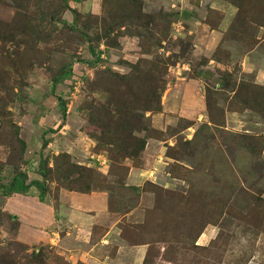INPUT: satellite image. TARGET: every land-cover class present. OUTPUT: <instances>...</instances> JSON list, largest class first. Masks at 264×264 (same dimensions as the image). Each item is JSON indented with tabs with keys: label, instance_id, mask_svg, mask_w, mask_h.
<instances>
[{
	"label": "rangeland",
	"instance_id": "1",
	"mask_svg": "<svg viewBox=\"0 0 264 264\" xmlns=\"http://www.w3.org/2000/svg\"><path fill=\"white\" fill-rule=\"evenodd\" d=\"M16 167L106 204L33 237L0 197V264H264V0H0Z\"/></svg>",
	"mask_w": 264,
	"mask_h": 264
},
{
	"label": "crops",
	"instance_id": "2",
	"mask_svg": "<svg viewBox=\"0 0 264 264\" xmlns=\"http://www.w3.org/2000/svg\"><path fill=\"white\" fill-rule=\"evenodd\" d=\"M150 146L155 147V145L153 146V144H150ZM59 197L60 200L62 201L60 204L62 209H60V211L57 212V214H55L54 211H52L51 204L40 202L38 196L27 197L25 195H14L8 198L10 201L13 200L17 201L15 203V206H17V210L15 212L20 217V222H21L20 231L22 229V231L24 232V234L22 232L23 236L26 235L27 233L32 236L34 232H37L35 230V226H37L39 233L43 234L44 233L42 231L43 229L51 227L52 225L55 226L54 223H56L57 218H59L61 222L62 221L67 222L70 220L72 215L73 217L75 216L76 220L79 221L84 220L85 219L84 217L88 216L84 214V212L88 211L90 207L93 209H97L99 214L101 213V211L103 212L104 206L106 204L105 200L99 197V195L97 194L90 196L75 192L61 191ZM30 198H35L36 200L31 201ZM31 204L34 205V208L38 207L40 209L42 208L43 210L42 209L33 210L30 208ZM46 211L50 212L49 214H51V220L49 222H46L43 218V216L47 213ZM33 222H36L37 225ZM26 223H31V224H26ZM52 233L54 235V238H50L49 241L55 240V236L58 234V231L54 230Z\"/></svg>",
	"mask_w": 264,
	"mask_h": 264
},
{
	"label": "trees",
	"instance_id": "3",
	"mask_svg": "<svg viewBox=\"0 0 264 264\" xmlns=\"http://www.w3.org/2000/svg\"><path fill=\"white\" fill-rule=\"evenodd\" d=\"M73 1H79V0H73ZM58 83L60 82L57 79H54V85ZM19 149L21 153L24 152V146L19 147ZM62 158H63L62 156H59V159H62ZM45 168H47V166H45ZM61 170H63L61 166L56 167L57 173H59ZM41 172L42 173H40V175L42 177H45L43 176L45 175V171L41 170ZM41 186H42L41 181L34 180V181L28 182L27 174L21 171L20 168L16 167V168H13L12 174L9 175L8 183H2L0 181V197L10 198L14 195H26L32 187L40 190ZM90 188H91V185L87 184L85 185L83 190H80V193L88 192L90 191ZM70 192H74V191H70ZM39 199L41 202H44L41 196L39 197Z\"/></svg>",
	"mask_w": 264,
	"mask_h": 264
}]
</instances>
